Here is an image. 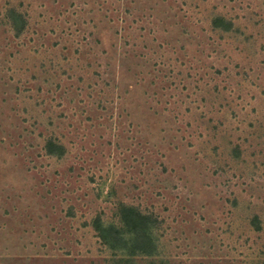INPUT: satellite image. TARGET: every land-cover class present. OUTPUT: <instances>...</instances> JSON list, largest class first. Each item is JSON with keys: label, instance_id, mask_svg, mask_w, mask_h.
<instances>
[{"label": "rangeland", "instance_id": "374dc122", "mask_svg": "<svg viewBox=\"0 0 264 264\" xmlns=\"http://www.w3.org/2000/svg\"><path fill=\"white\" fill-rule=\"evenodd\" d=\"M0 264H264V0H0Z\"/></svg>", "mask_w": 264, "mask_h": 264}, {"label": "trees", "instance_id": "16d2710c", "mask_svg": "<svg viewBox=\"0 0 264 264\" xmlns=\"http://www.w3.org/2000/svg\"><path fill=\"white\" fill-rule=\"evenodd\" d=\"M8 17L11 20L14 30L20 31L23 27V24L19 20L20 15L16 14L13 10H9ZM51 145V143L47 145V149L50 153L52 152ZM120 215L127 228H129L131 235L133 236V245L135 246L137 243L140 244V242L144 241L146 239L145 229L148 226L149 218L145 215H141L135 209L126 206H123L120 209ZM96 228L97 230H102V228H100V226L98 225L96 226ZM102 231L104 232V236L102 237L105 241H107V243L111 245L123 243L124 238L121 236L120 232L113 226H108Z\"/></svg>", "mask_w": 264, "mask_h": 264}]
</instances>
